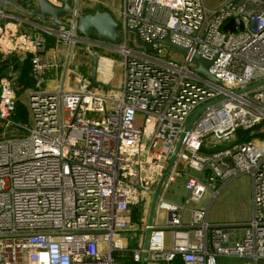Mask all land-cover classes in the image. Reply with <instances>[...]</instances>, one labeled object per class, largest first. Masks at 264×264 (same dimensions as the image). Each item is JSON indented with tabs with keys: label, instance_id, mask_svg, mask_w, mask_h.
<instances>
[{
	"label": "built area",
	"instance_id": "1",
	"mask_svg": "<svg viewBox=\"0 0 264 264\" xmlns=\"http://www.w3.org/2000/svg\"><path fill=\"white\" fill-rule=\"evenodd\" d=\"M49 1L61 7L65 0ZM71 1L65 26L36 23L33 34L10 30L18 19L0 9V53L31 54L33 83L25 102L29 123L21 126L11 120L19 100L16 76L0 80V120L19 133L0 138V264H121L131 207L140 208L138 227L144 229L148 192L189 117L211 103L184 133L164 180L147 261L264 264V139L240 143L237 136L264 132V0H223L216 9L204 0ZM83 4L112 14L120 44L78 33L76 11ZM233 19L241 25L224 30ZM129 34L151 51L138 44L141 50L128 48ZM43 36L53 39L57 52L65 48L61 63L42 58ZM164 39L187 55L162 44ZM79 46L88 55L95 50L99 61L119 55L118 87H91L84 76L77 89L69 87ZM194 55L211 62L208 73L217 81L196 72ZM51 72L55 87L47 90ZM242 175L251 181L252 216L240 228L211 224L209 208H189L207 192L213 201ZM178 180L187 195L180 203L168 201L166 191ZM141 246L130 251L134 262Z\"/></svg>",
	"mask_w": 264,
	"mask_h": 264
},
{
	"label": "water",
	"instance_id": "2",
	"mask_svg": "<svg viewBox=\"0 0 264 264\" xmlns=\"http://www.w3.org/2000/svg\"><path fill=\"white\" fill-rule=\"evenodd\" d=\"M35 1L37 4V10L34 12L25 11L21 9L17 4H15L14 2L10 0H0V9L11 8L16 13L24 15L28 17L30 20H37L44 24L45 23L51 24L52 26L56 28L65 26L63 21L67 17H70L71 15H73L71 0H65L61 7L55 6L49 0H35ZM55 1H61V0H55ZM76 17L79 20L77 31L84 38L98 36L99 38L103 40L109 41L117 45L121 43L122 38H121V35L118 33L119 24L116 22V20L114 19L111 13L103 11L99 6L95 8H90L88 10H78L76 11ZM235 23H239V25H241L239 20L233 19L229 22V24H227L224 27V30L229 29L232 31L233 29L231 25L232 24L234 25ZM136 43L142 46L146 51H151V45L142 43L138 37H136ZM161 43L170 47L174 52L180 53L184 56H186L188 53L186 49L171 43L168 39H164ZM90 58H91V75L89 78L90 85L91 87H98L100 86V83L97 80L99 57L97 53L95 52V50L93 49L90 51ZM192 60L197 65L196 72L202 75H205L214 81H217V79L214 76L208 73V69L211 66L210 61L202 59L198 55H194L192 57ZM253 87L254 86L247 87L243 89L242 91H246ZM211 104H207L201 107L189 117L185 125L182 137L176 144L173 152L171 153L170 158L168 160L167 167L162 177L158 180L154 190L152 192H148V195L151 196V200L149 201V206H148V211H147V216H146V226L144 229L141 230L142 253H141L139 264H147L148 262L146 250L148 247V242H149V238L151 234V226L153 225V220H154V216L156 213L157 200L160 196V192H161L164 180L177 159V155L181 148V141L184 136V133H186L191 128L194 120L204 110V108Z\"/></svg>",
	"mask_w": 264,
	"mask_h": 264
},
{
	"label": "rangeland",
	"instance_id": "3",
	"mask_svg": "<svg viewBox=\"0 0 264 264\" xmlns=\"http://www.w3.org/2000/svg\"><path fill=\"white\" fill-rule=\"evenodd\" d=\"M223 0H204L205 6L209 9H216ZM88 3V1H86ZM109 6L112 9H115L116 11L119 8V5L111 1L109 2ZM109 8V10H110ZM127 47L131 48L132 50H141L136 41L134 34L128 35V42ZM171 56L174 59L180 60L181 56L175 53H171ZM107 57L109 59L108 62L102 61L98 66V72L99 68L100 71H102L99 77L98 81L100 83V86L103 88H116L119 85L120 77H121V71H120V61L121 58L117 54H107ZM73 75L70 76V87L72 89L78 88V82L79 79L82 78V76L85 77V79L90 78L91 75V62L89 56L86 54L82 46H79L75 49V56L73 59ZM109 64L110 66L105 67V64ZM98 75V74H97ZM89 76V78L87 77ZM139 123V122H138ZM137 125H140L137 124ZM13 133V135L19 134L18 132H14L13 130L5 129L4 134L0 136V138L6 137L7 135H10ZM12 135V134H11ZM147 140V135H143L142 139V146H145ZM141 161L145 160V153L144 148L141 149ZM222 190V191H221ZM220 190V194L211 202L210 204V194L207 192L199 202V204L194 205L190 204L189 208H196L199 210L206 209L208 205L210 204L209 209V222L210 223H220V224H227V223H243L244 221H247L249 219L250 215V195H251V182L248 175H242L232 182L228 183L226 186H224L223 189ZM187 193L184 188V181L180 180L177 181L176 184H172L169 189L166 191L165 197L168 201L171 202H183L181 198L186 197ZM149 203V202H148ZM148 203H144V206H147ZM249 203V204H248ZM163 220H159V224H161ZM167 239L169 238L166 237Z\"/></svg>",
	"mask_w": 264,
	"mask_h": 264
},
{
	"label": "crops",
	"instance_id": "4",
	"mask_svg": "<svg viewBox=\"0 0 264 264\" xmlns=\"http://www.w3.org/2000/svg\"><path fill=\"white\" fill-rule=\"evenodd\" d=\"M12 2H14L15 4H17L21 9L25 10V11H36L37 10V4H36V1L35 0H10ZM90 9V7L86 4H83L82 5V10H88ZM4 11L7 13V14H11L13 15L14 17H16L18 19V23H14L13 25H9V28L10 30L12 31H20V32H26V33H32L33 34V30H34V24H43L37 20H30L28 17L24 16V15H21V14H18L16 13L13 9L11 8H6L4 9ZM47 24V23H45ZM47 25H51V24H47ZM35 33V32H34ZM51 39V38H50ZM51 43L49 44V46L47 48L44 49V51L41 53L42 55V58L48 60V61H56L57 63H61V59H62V55L65 51V48L62 46V47H58V52L56 51V47H55V43L53 41V39H51ZM29 54V53H25V54H18L17 56L21 59V60H24L26 58V55ZM88 55V54H87ZM89 58H90V55H88ZM90 62H91V58H90ZM102 61H99V64L101 63ZM108 62V61H106ZM99 66V65H98ZM102 71H100V68H99V72H98V75H97V80H98V77L100 74H103L101 73ZM18 76V74H17ZM89 78V76H87ZM30 79H31V76H30ZM55 76L53 75V72H51L48 77H47V80H46V84H45V88L47 90H52L55 86ZM31 82H32V79H31ZM68 85L70 87V81H69V78H68ZM33 88V83H32V87H29V88H26L23 93L19 96V102L25 107L26 111H27V108L25 106V102H26V95L27 93ZM71 88V87H70ZM27 117H28V112H27ZM29 123V117H28V120H27V125ZM25 125V126H27ZM10 130V129H9ZM12 130V129H11ZM10 130V131H11ZM13 131L15 132V130L13 129ZM235 180V179H234ZM180 181V180H178ZM233 180L231 181H228L226 183V185L230 182H232ZM251 182V181H250ZM177 182H175L174 184H176ZM224 185V186H226ZM223 186V188H224ZM222 188V189H223ZM222 191V190H221ZM220 194V193H219ZM250 204H251V208H250V215H249V219L247 221H244L243 223H236V222H233V223H227V224H223V225H236L237 227H241V225H244L246 224L247 222H249V220L251 219V216H252V195H250ZM211 198V196H210ZM182 200H184V198H181ZM211 201V200H210ZM212 202V201H211ZM210 202V204H211ZM210 204L208 205L207 208L210 209ZM249 204V203H248ZM208 219H209V213H208ZM213 224V223H211ZM215 225H221L220 223H214ZM139 225V221L138 223L136 224H133L131 223V220H130V227L129 229L124 233L123 235V240H124V244L126 245L127 247V250L128 252L127 253H130L131 254V250L135 249L137 247L138 244H141L142 245V237H141V229L140 227H138ZM241 233V232H239ZM168 237V236H167ZM169 239H167V243H168ZM126 254V253H125ZM125 254H124V257H125ZM123 261V259H122ZM147 264H150L149 262H147ZM224 264H239L238 262H224Z\"/></svg>",
	"mask_w": 264,
	"mask_h": 264
},
{
	"label": "trees",
	"instance_id": "5",
	"mask_svg": "<svg viewBox=\"0 0 264 264\" xmlns=\"http://www.w3.org/2000/svg\"><path fill=\"white\" fill-rule=\"evenodd\" d=\"M44 41V47L47 48L49 44L51 43V39L49 37L43 36ZM30 57L31 54H27L26 58L24 60H21L16 54H10L7 56H4L0 53V80L9 78L11 75L16 76V97L19 98V96L23 93V91L26 88L32 87V82L30 79V71H31V63H30ZM18 74V76H17ZM11 120L13 123L21 126L27 125V111L25 107L17 101L14 114L11 116ZM16 129V126L13 125L11 128ZM10 129V130H11ZM258 127H256L254 130H257ZM5 127L3 121L0 120V136L4 134ZM12 134V135H11ZM10 135H7L3 138H12L15 135L11 133ZM238 142L245 143L251 141L255 137H259L260 139H264V132L259 135H254L252 131H238ZM205 152H212L203 150ZM141 217V210L138 206L131 207L130 211V220L131 223L136 224L138 223L139 219ZM177 264H181L179 259L176 261ZM121 264H139L138 262H134L131 258L130 253H126L125 257L123 258V261H121Z\"/></svg>",
	"mask_w": 264,
	"mask_h": 264
},
{
	"label": "bare ground",
	"instance_id": "6",
	"mask_svg": "<svg viewBox=\"0 0 264 264\" xmlns=\"http://www.w3.org/2000/svg\"><path fill=\"white\" fill-rule=\"evenodd\" d=\"M101 65V64H100ZM108 66H110L108 63L107 64H105V67H108Z\"/></svg>",
	"mask_w": 264,
	"mask_h": 264
}]
</instances>
